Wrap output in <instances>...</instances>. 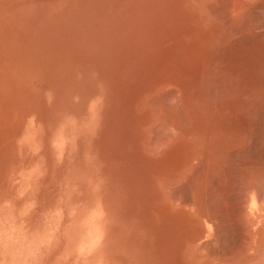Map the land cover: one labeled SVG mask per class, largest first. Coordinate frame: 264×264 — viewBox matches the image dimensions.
Masks as SVG:
<instances>
[{"label":"rangeland","instance_id":"obj_1","mask_svg":"<svg viewBox=\"0 0 264 264\" xmlns=\"http://www.w3.org/2000/svg\"><path fill=\"white\" fill-rule=\"evenodd\" d=\"M199 5V0H0V235L16 242L18 260L219 264L188 259L186 245L199 238L197 224L190 226L181 208L151 199L161 187L151 146L157 124L132 129L126 106L136 74L158 61L155 54L145 62L143 53L175 37L176 20ZM263 147L239 154L261 156ZM235 167L230 166L235 199L229 194L226 201L230 225L218 246L232 254L244 234L234 215L236 201L250 194L252 183L264 194V163L255 177ZM188 177L165 184L187 195ZM262 197L261 211L249 225L262 232L263 241L258 247L253 239L244 264H264ZM0 259L7 261L8 252H0Z\"/></svg>","mask_w":264,"mask_h":264},{"label":"bare ground","instance_id":"obj_2","mask_svg":"<svg viewBox=\"0 0 264 264\" xmlns=\"http://www.w3.org/2000/svg\"><path fill=\"white\" fill-rule=\"evenodd\" d=\"M199 4L176 20L175 37L165 39L157 51L149 48L143 53L145 62L155 54L158 61L136 74L138 82L135 80L126 106L132 129L157 124L151 129V146L157 161L153 169L161 187L156 188L159 197L153 196L154 191L151 199L156 198L162 206L181 208L189 225L197 224L198 237H206L203 243L196 242L198 237L191 240L185 255L191 260L197 259L195 256L219 264H244L248 262L242 258L244 250L253 239L258 247L263 241L262 232L252 231L249 225L263 204L260 185L252 183L247 187L250 194L243 193L240 202L234 200L239 203L234 215L244 227L243 237L238 238L241 250L235 248L237 252L232 254L218 246L224 244L230 225L226 211L234 174L230 166L255 177L264 163V150L261 156L254 152L257 154L250 158L239 154L246 148L264 146V0H199ZM136 138L139 141L140 136ZM188 176L189 182L184 180L187 195L165 184ZM231 198L235 199V194ZM247 258L250 261L253 256Z\"/></svg>","mask_w":264,"mask_h":264},{"label":"clouds","instance_id":"obj_3","mask_svg":"<svg viewBox=\"0 0 264 264\" xmlns=\"http://www.w3.org/2000/svg\"><path fill=\"white\" fill-rule=\"evenodd\" d=\"M16 242L8 236L0 235V252L7 251L9 254V259H0V264H25L24 261L18 260L16 258Z\"/></svg>","mask_w":264,"mask_h":264}]
</instances>
